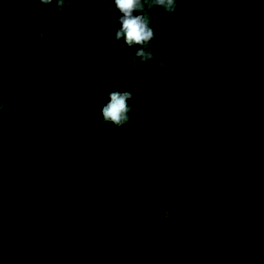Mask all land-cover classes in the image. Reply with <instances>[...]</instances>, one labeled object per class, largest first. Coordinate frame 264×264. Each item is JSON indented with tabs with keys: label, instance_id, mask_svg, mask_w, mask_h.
<instances>
[{
	"label": "trees",
	"instance_id": "16d2710c",
	"mask_svg": "<svg viewBox=\"0 0 264 264\" xmlns=\"http://www.w3.org/2000/svg\"><path fill=\"white\" fill-rule=\"evenodd\" d=\"M151 15L165 69L114 0H0V264H264V0Z\"/></svg>",
	"mask_w": 264,
	"mask_h": 264
},
{
	"label": "clouds",
	"instance_id": "9594fccd",
	"mask_svg": "<svg viewBox=\"0 0 264 264\" xmlns=\"http://www.w3.org/2000/svg\"><path fill=\"white\" fill-rule=\"evenodd\" d=\"M41 5H49L55 2L58 14H62L65 7H70L75 0H38ZM84 2L93 4L95 0H84ZM179 0H114L115 10L121 13L119 19L115 16L113 23H119L121 27L115 32L116 42L123 40L128 47L139 45V49L133 56V68L139 69L141 65L152 70L165 69L167 65L160 61L159 63H150L156 60L151 42L156 39L155 32L151 27V11L155 8L162 9L169 15H174L177 11ZM191 2V0H186ZM108 13L114 11L109 8ZM47 30L41 29L39 38L44 40L47 36ZM133 99V94L129 91H113L110 93L109 102L102 107L101 115L103 123H111L116 127H123L130 121V112L132 111L128 101Z\"/></svg>",
	"mask_w": 264,
	"mask_h": 264
}]
</instances>
